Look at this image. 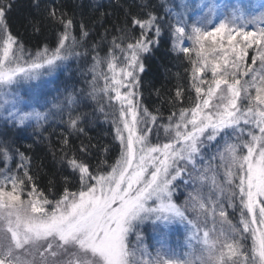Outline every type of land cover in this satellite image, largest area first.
I'll use <instances>...</instances> for the list:
<instances>
[{"label": "snow or ice", "instance_id": "obj_1", "mask_svg": "<svg viewBox=\"0 0 264 264\" xmlns=\"http://www.w3.org/2000/svg\"><path fill=\"white\" fill-rule=\"evenodd\" d=\"M15 6L0 0L4 124L26 130L46 121L49 113L37 110L46 107L45 78L91 56L87 96L110 121L119 154L93 168L84 158L92 145L81 142L78 156L62 137L53 153L65 181L57 192L54 178L39 187L26 152L0 141V264H264V0H172L163 16L141 3L125 11L103 55L107 29L89 52L87 26L77 34L74 16L42 0H31L26 22L34 32L59 25L56 41L26 50L8 23ZM165 27L190 65L189 89L177 87L167 117L144 107L140 92L144 61ZM78 102L72 92L55 105L67 112L69 136L89 123L87 112L74 111ZM181 227L178 252L169 238Z\"/></svg>", "mask_w": 264, "mask_h": 264}, {"label": "trees", "instance_id": "obj_2", "mask_svg": "<svg viewBox=\"0 0 264 264\" xmlns=\"http://www.w3.org/2000/svg\"><path fill=\"white\" fill-rule=\"evenodd\" d=\"M150 5L154 11L161 16L164 15L162 4L171 5L172 0H42L46 6L55 5L62 8L70 16H74L76 21L75 32L79 33V24L83 22L89 31V38L86 46L91 51V46L100 41L104 35L105 29L108 30V40L104 41L101 48L108 45L112 35L117 34L116 29L123 25L125 11L130 9L136 13L139 9L136 5ZM31 0H16V6L8 16V23L13 35L24 45L25 49L35 52L37 48L47 44L50 47L55 44L59 25L46 23L41 25L39 32H34L26 22V17L32 11ZM35 14V13H33ZM100 48V50H101ZM80 51H84L81 47ZM101 52V51H100ZM90 61L91 56L85 57ZM145 72L141 76L142 104L150 111L156 112L157 109L167 117L172 111L170 100L174 98L178 86L189 89L190 86V65L183 56H178L171 49V44L165 27L161 37L160 46L156 48L144 61ZM81 74L77 75L74 71L69 74L60 71L56 77L55 89L61 88L63 94L58 96L59 100L50 109L49 118L39 126L33 125L26 130L13 128L12 126L1 124L0 140L7 139L14 148L26 152L31 157V171L36 177V182L42 189L49 187V180H56V191L62 190L65 183L63 173L59 171V164L54 160L53 153L58 157L62 145V137L68 136L69 147H71L78 156L81 142L86 145H92L89 149V155L84 157L93 168L96 167L99 160L106 157L107 163H112L118 156V142L113 140L114 131L110 121H105L102 113L95 111V103L87 96L90 80V73L86 67H82ZM78 98V105L74 111H84L88 113L89 123L84 125V133H72L68 135L67 112L63 113L55 109L56 104H62L65 96L72 93ZM185 103H189L187 97L189 91H185ZM194 95V93H193ZM53 107H55L53 109ZM63 119V122H62ZM107 147L108 152L103 149ZM106 166V165H105ZM68 185L75 190L76 180L69 177ZM184 196L179 197L182 202ZM230 219L233 223H238L239 213L228 209ZM190 216H195L189 212ZM151 227L145 228V241L148 245L155 243ZM178 242V241H176ZM169 243L173 245L172 239ZM171 245V246H172ZM181 246V243H179ZM176 244L178 250L180 248ZM173 247V246H172ZM152 249V248H150Z\"/></svg>", "mask_w": 264, "mask_h": 264}, {"label": "rangeland", "instance_id": "obj_3", "mask_svg": "<svg viewBox=\"0 0 264 264\" xmlns=\"http://www.w3.org/2000/svg\"><path fill=\"white\" fill-rule=\"evenodd\" d=\"M107 47H108V45L101 48V50H100L101 55L104 54V51L107 49ZM90 63H91V58H90V61H87V59L85 57H82L79 60L72 59L68 62L66 69L62 68V69L58 70L53 76L46 77L45 78L46 82L43 84L42 89H41V92H42L41 105H44L46 103V107H40V108H37V110L48 112L49 114H51L50 109L52 107H50V105H53V103H56L59 100L58 96L63 94V91L61 90V88H58V90H56L54 87L56 77L60 71L65 72L66 74H69L71 71H74L77 75H80L81 74L80 68L86 67L88 69ZM90 79H91V74H90ZM29 88H30V85L24 84L18 90V95L21 98L22 104L27 101ZM87 88L89 89V86H87ZM54 108L55 107H53V109ZM55 109H57V108H55ZM3 115H6V114L0 112V126H2L1 125L2 123L4 124L3 119H2ZM48 118H49V115H48ZM7 125L12 126L10 122ZM33 125H35V122H33ZM147 227H150V226H146V228ZM171 239H172V242H174V243H173V245L170 243L169 244L172 245L174 248H176V250L178 252H180V251L178 250L176 244L179 245V243H181V246L179 245V247L183 248L181 252H183L185 250L184 245H185V241H186V233L184 232V229L182 227L178 231H175L171 234L169 240H171ZM176 241H178V242H176ZM152 245H154V243ZM150 250H154V249H150Z\"/></svg>", "mask_w": 264, "mask_h": 264}]
</instances>
